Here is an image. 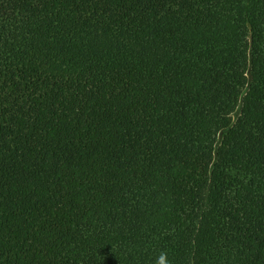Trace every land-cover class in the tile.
<instances>
[{
  "label": "trees",
  "instance_id": "1",
  "mask_svg": "<svg viewBox=\"0 0 264 264\" xmlns=\"http://www.w3.org/2000/svg\"><path fill=\"white\" fill-rule=\"evenodd\" d=\"M264 264V0H0V264Z\"/></svg>",
  "mask_w": 264,
  "mask_h": 264
},
{
  "label": "clouds",
  "instance_id": "2",
  "mask_svg": "<svg viewBox=\"0 0 264 264\" xmlns=\"http://www.w3.org/2000/svg\"><path fill=\"white\" fill-rule=\"evenodd\" d=\"M154 264H170L168 260V253L166 251H161L154 261Z\"/></svg>",
  "mask_w": 264,
  "mask_h": 264
}]
</instances>
